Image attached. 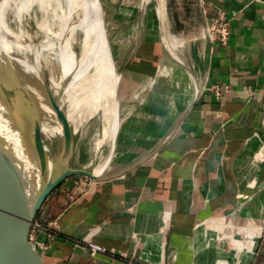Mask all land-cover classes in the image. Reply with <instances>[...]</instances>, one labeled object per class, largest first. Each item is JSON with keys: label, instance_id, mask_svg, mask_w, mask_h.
I'll list each match as a JSON object with an SVG mask.
<instances>
[{"label": "crops", "instance_id": "obj_1", "mask_svg": "<svg viewBox=\"0 0 264 264\" xmlns=\"http://www.w3.org/2000/svg\"><path fill=\"white\" fill-rule=\"evenodd\" d=\"M165 5L156 37L139 35L119 68L126 113L164 123L151 132L119 129L117 147L142 142L127 149L136 157L107 172L157 152L121 176L84 187L76 181L47 198L31 233L46 264H264V0ZM220 9L231 19L228 46L202 35ZM177 28L183 62L166 46ZM154 66L169 81L161 84L157 116L137 91ZM91 242L115 256L94 255Z\"/></svg>", "mask_w": 264, "mask_h": 264}, {"label": "bare ground", "instance_id": "obj_2", "mask_svg": "<svg viewBox=\"0 0 264 264\" xmlns=\"http://www.w3.org/2000/svg\"><path fill=\"white\" fill-rule=\"evenodd\" d=\"M156 2L159 15L164 19L166 1L156 0ZM5 6L11 13L4 17L0 16V53L3 57L6 58L3 49L4 41L11 40L13 24L9 21L14 11L18 17H25L26 22L34 16L38 31L41 33L38 34L39 38H35L31 35L33 32L27 31L29 42L34 43V50L32 48L27 55L26 65L28 67L23 75L26 85L32 88L31 93L25 96V103L23 102L21 106L15 105L14 110L9 103L13 130L11 131L13 135L12 148L25 183L29 184L35 174L32 156L30 152H27V147H31L34 137L38 136L41 139V148H48L58 125L53 108L55 106L58 109L66 110L65 100L70 102L69 108L72 109V116L70 113L69 116L72 119L74 116L75 122L81 118L85 111L88 113L102 111L103 124L97 132L93 146L95 156L91 164L94 165L95 173L104 172L109 161V151L118 129L117 103L115 106L114 100L121 73L114 70L113 67L112 50L104 27L100 1L0 0V11ZM32 9L40 11V15L37 12L31 13ZM25 13H28L29 16H24ZM32 14L33 16H31ZM9 17L10 19H8ZM140 24L142 26V22ZM13 40L12 47L15 50L18 46L17 37L14 36ZM167 44L169 53L179 62H183L184 58L175 49L171 50L173 42L170 39L167 40ZM15 57L12 62H15ZM57 67L60 71L57 70ZM11 85L7 75L5 87L9 102L15 98ZM91 86L95 87V92L85 95L83 90ZM198 89L196 84L194 92H197ZM99 92L102 93L101 98L91 104L92 98H95ZM109 93H111L110 102L107 101ZM82 98L88 102H84L81 100ZM25 133L28 134L27 139ZM250 242L249 246L252 247L254 241ZM235 243L236 246L242 247L241 242L236 240Z\"/></svg>", "mask_w": 264, "mask_h": 264}, {"label": "water", "instance_id": "obj_3", "mask_svg": "<svg viewBox=\"0 0 264 264\" xmlns=\"http://www.w3.org/2000/svg\"><path fill=\"white\" fill-rule=\"evenodd\" d=\"M6 62L5 57L0 53V264H46L37 244L31 238V233L47 198L61 186L68 190L74 189L75 178L79 176L90 178L92 181H103L121 176L149 159L157 150L147 153L121 170L107 172L118 143V127L104 172L95 173L93 164L74 165L72 160L76 140L73 123L69 118L67 108L64 110L54 106L57 130L48 148H41V139L38 136L34 137L31 147H27V152H30L32 156L35 174L32 176L30 185L25 183L12 148L11 110L5 87L8 70ZM117 91L118 97V85ZM172 130L163 139V143L169 139ZM25 136L27 139L28 134L25 133Z\"/></svg>", "mask_w": 264, "mask_h": 264}, {"label": "rangeland", "instance_id": "obj_4", "mask_svg": "<svg viewBox=\"0 0 264 264\" xmlns=\"http://www.w3.org/2000/svg\"><path fill=\"white\" fill-rule=\"evenodd\" d=\"M99 1L103 7L101 14L103 16L104 27H105L107 37L110 43V47L112 50L113 67H114V70L116 69L119 72V68L121 66L122 61L132 52L133 47L135 46L134 45L135 40L139 35L142 36L146 34L147 32L149 34V31H150V34H152V36H155L158 34L159 18H161L160 17L161 15H159L156 0H99ZM166 2H168V0H166ZM137 6H138V9H137ZM126 7H131V10L126 9ZM126 10L127 12H125ZM164 11H165V18L166 17L168 18L169 11H168L167 6H165ZM35 12H37L38 15H40L41 13L40 11H36L32 9L31 13H35ZM8 13H11V11H8L6 6L2 7L0 11V16L4 17ZM24 16H29V15L28 13L27 14L25 13ZM31 16H33V14ZM8 19H10V17ZM138 21L140 22L138 23ZM35 22L36 21L34 19V16L33 18L30 19V21L26 22V18L18 17L16 11L13 12V15H11V20L9 21V23L13 24V30H12L13 36L11 32V40L9 42L8 40L4 41L3 49L6 54V58H5L7 61L6 63L8 64L7 65L8 66L7 75L9 76V80L11 81V84H12L11 88L13 90V93L15 94V98L10 100L9 102L12 107V110H14L15 105L21 106L23 102L25 103V100H26L25 96L31 93L30 90L32 88L26 85L23 74L26 72V69L28 67L26 65L27 55L30 52V50H32L33 45H34L33 42L31 41L29 42L27 31L29 33L33 32L31 35L35 38H39L40 36L38 34H41L38 31V28ZM141 22L143 24L142 26L140 24ZM170 22L173 23L172 20H170ZM173 24L172 26H176ZM175 30H176L175 32L172 31L169 33V39L173 42L172 46L174 47V48L172 47L171 50L175 49V51L179 55H181V50L183 48L181 45L183 43H182V39H179L180 33H178L177 31L179 29L177 28ZM14 36L17 37V43H18L17 49L15 50H13V47H12V41H14L13 40ZM190 38L191 37H189V39ZM166 46L168 48V44H166ZM65 54H66V51H65ZM13 57H15V62H12ZM31 67H32V64H31ZM151 67L152 66H150V64L147 65V68L150 69ZM57 70L60 71L58 67H57ZM143 81L145 84L141 85L140 89L137 90L138 94H141V96H138V99L141 101L143 100L142 104L145 103V111L147 110V112H149V110L155 109L154 116H157L156 114H159V108L157 107L158 102L160 101L162 97L161 96L162 89L165 87V86L161 87L162 86L161 84L164 83L166 86H168L169 81L166 77L163 76L162 73L158 72L157 66L154 69L153 75L145 77ZM119 85H120V82L118 84V88H119ZM93 92H95V87H92V86L90 88H86L83 90V93H85V95L89 93H93ZM116 92H118L117 87H116ZM149 95H152V98H150ZM101 96H102L101 92L97 93L95 98H92L91 100L92 102L90 103L93 104V102L94 103L97 102V100L100 99ZM109 97L111 98V93H109L107 97L108 102H110ZM84 98H82L81 100L87 103L88 101L85 100ZM116 99L118 101H116ZM116 99L114 100L115 106L117 102V107H118V115L116 111V120H117V125L120 131L121 130L124 131V127L126 125H129L131 126V129L133 128L134 132L135 131L141 132L146 127H149L148 132H151V131H154V129H157L156 127H161L162 124L164 123V121L151 122V121H143L141 119L136 121L131 117V113H133L132 111L128 112V114L126 113V110L123 108L124 106L122 107L121 105L122 102L120 100V97L119 96L117 97L116 95ZM59 104L60 102L58 101V105ZM65 105L67 108V113L68 114L70 113L72 116V109L69 108L70 106L69 100L67 101L65 100ZM85 112L82 113L81 118L78 119V121L76 122H75L74 116H73V119L71 116H69L71 119V122L73 123V126L75 125L74 129H75L76 147H75L72 163L77 166L92 165L91 161L93 160L95 156L93 146L97 138V132L101 129L102 124H103V121H102L103 113L101 110L91 111L89 113L87 111ZM141 117H144V115L140 116L139 118ZM161 117H164V115L162 114ZM140 140L141 139L138 138L137 143H134L136 142L134 140L124 141L123 144L120 143V146L116 148L115 153L111 157V162L109 166L114 165L116 163L119 166L121 164L124 165L126 164V162H130L131 159L136 157L137 154L135 152L128 154L127 149H133L134 146L142 142V141L140 142ZM144 140L145 139H143V141ZM141 147L142 146L140 145L138 146L139 149ZM75 179L76 181L79 182L81 187H84L83 183L85 182L87 183L88 181L91 180L90 178H87L84 176H79V177H76ZM63 187L64 186H61L59 189H62ZM35 222L40 224L38 220L37 221L35 220Z\"/></svg>", "mask_w": 264, "mask_h": 264}, {"label": "built area", "instance_id": "obj_5", "mask_svg": "<svg viewBox=\"0 0 264 264\" xmlns=\"http://www.w3.org/2000/svg\"><path fill=\"white\" fill-rule=\"evenodd\" d=\"M232 32L231 19L227 16L226 11L220 9L218 14L209 20L204 28L203 36L206 37L210 43L219 44L221 46H228ZM92 253L95 255L99 252L115 253L106 248L91 242ZM127 264H139L134 258L128 259Z\"/></svg>", "mask_w": 264, "mask_h": 264}]
</instances>
